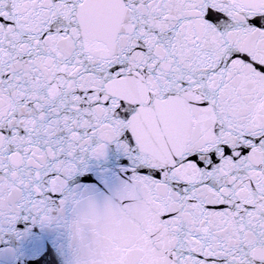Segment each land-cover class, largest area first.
<instances>
[{
  "label": "snow or ice",
  "instance_id": "obj_1",
  "mask_svg": "<svg viewBox=\"0 0 264 264\" xmlns=\"http://www.w3.org/2000/svg\"><path fill=\"white\" fill-rule=\"evenodd\" d=\"M109 146L92 264H264V0H0V201L45 220Z\"/></svg>",
  "mask_w": 264,
  "mask_h": 264
},
{
  "label": "water",
  "instance_id": "obj_2",
  "mask_svg": "<svg viewBox=\"0 0 264 264\" xmlns=\"http://www.w3.org/2000/svg\"><path fill=\"white\" fill-rule=\"evenodd\" d=\"M121 158L111 146L103 158L80 157L63 204L50 202L54 211L43 221L27 212L18 215L20 193H8L0 201V264H92L102 226L118 221L121 201L130 195L121 182Z\"/></svg>",
  "mask_w": 264,
  "mask_h": 264
}]
</instances>
